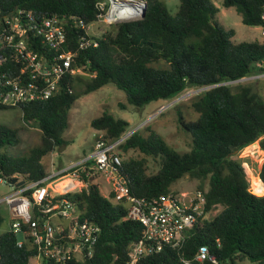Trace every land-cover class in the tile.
<instances>
[{"label":"trees","instance_id":"obj_1","mask_svg":"<svg viewBox=\"0 0 264 264\" xmlns=\"http://www.w3.org/2000/svg\"><path fill=\"white\" fill-rule=\"evenodd\" d=\"M100 1L0 0V16L19 8L38 17L74 15L89 24L98 20ZM222 4L234 7L244 24L264 29V0H222ZM217 12L212 0H180L175 15L163 1L147 0L144 16L113 24L97 39L96 47L79 50L74 67L82 71L69 74L59 93L21 107L24 122L41 131V144L18 158L0 152V176L26 182L46 176L44 160L66 144L64 133L76 100L106 84L123 90L128 103L138 109L152 101L173 99L189 88H205L192 101L197 119L186 121L179 115L180 126L192 137L188 151L176 150L155 131L148 136L134 131L119 148L121 171L130 194L146 199L177 193L172 186L186 176L197 179L196 190L205 194L206 210L219 205L222 209L198 223L181 248L165 246L136 264H184L182 259H193L203 244L218 264L243 260L264 264V194L257 195L250 188L249 159L235 157L264 135V93L257 83L241 81L264 73V40L234 42V29H225ZM84 33L72 22L67 25L69 50L78 49ZM84 73L90 78L84 91L74 92ZM91 126L115 139L126 133L130 122L106 109ZM17 135L16 129L1 124L0 149L16 145ZM260 146L264 152L263 139ZM131 149L146 157L123 159V152ZM147 157L159 159L157 172H147ZM258 176L264 185V163ZM68 196L101 230L94 255L86 263H127L130 245L143 237V225L127 218V205L113 201V193L103 195L91 180L88 187ZM18 240L12 231L0 233V264H30L36 249L29 243L19 247Z\"/></svg>","mask_w":264,"mask_h":264},{"label":"built area","instance_id":"obj_2","mask_svg":"<svg viewBox=\"0 0 264 264\" xmlns=\"http://www.w3.org/2000/svg\"><path fill=\"white\" fill-rule=\"evenodd\" d=\"M97 6L98 20L89 24L74 15L38 17L19 8L0 16V109H21L25 104L55 96L69 74L82 71L74 67L79 50L96 47L97 39L113 24L141 18L147 0H101ZM71 22L85 30L77 50H69L66 42L67 25ZM91 24L98 28L91 30ZM99 132L89 155L64 167H52L42 179L23 180L24 184L18 186L0 176V186L10 188L9 193L0 194V207L7 206L12 220L8 231L23 236L18 240L19 247L29 243L36 249L30 260L34 264H87L93 257L100 227L85 217L84 208L68 194L88 187L98 174L109 181L112 200L127 205V218L143 225V237L130 245L125 264H136L165 246L181 248L191 230L202 220L210 219L211 210H206V197L201 190L168 193L153 199L131 195L122 175L119 153L130 133L113 139L106 137L104 131ZM260 138L264 140V135ZM182 261L218 264L206 244L198 247L193 259Z\"/></svg>","mask_w":264,"mask_h":264},{"label":"rangeland","instance_id":"obj_3","mask_svg":"<svg viewBox=\"0 0 264 264\" xmlns=\"http://www.w3.org/2000/svg\"><path fill=\"white\" fill-rule=\"evenodd\" d=\"M161 1L166 4L170 14H176L180 0ZM212 2L218 8L216 17L219 23L227 30L234 29L235 35L232 39L234 42L264 40V30L261 26L244 24L237 10L234 7L223 6L222 0H212ZM97 28V24H91V30H96ZM258 76L243 78L241 81L245 84L257 83V89L259 88L264 93V76ZM89 79V75L84 73L81 80L75 83L74 92H83ZM204 90L205 88H189L173 99L152 101L141 109L129 104L126 93L112 83L106 84L89 94L81 95L70 110V125L64 133L66 144L55 149L48 158H45L44 164L48 171H51L52 167H64L89 155L93 149L95 139L100 133V130H96L91 126V122L106 109L115 117L124 118L130 122L126 134L141 131L144 136H148L152 131H155L176 150L180 152L188 151L191 147L192 137L180 126L179 115L182 114L186 121L196 120L199 114L193 109L192 101L198 93ZM120 104H123L125 108H121ZM1 124L16 129L18 134L17 144L1 148V153L7 154L12 158L23 157L28 155L32 148L41 144V131L34 124L24 122L20 108L0 109ZM260 141L261 138L240 152L235 153L237 154L235 157L241 160L249 159L251 171H249L247 178L250 182L251 190L257 195L264 194V185L260 182L258 176V171L264 163V152L261 150ZM144 156L143 153L136 149H131L122 154L123 159H140ZM147 159V172L149 174L157 172L161 166L159 159L155 160L151 157H147ZM91 181L98 185L103 195L109 197L111 187L104 175H95ZM58 183L59 181H56L55 185ZM199 184V180L186 176L178 180L172 186V190L179 193L194 191ZM203 186L207 188L208 182L203 183ZM9 192L10 188L8 185L0 186V194ZM221 209L222 206L219 205L211 210L210 218L218 214ZM0 214L3 216V221L0 223L1 233L11 228L12 220L5 204L1 205ZM19 238L22 239L23 236L20 234ZM31 264H34V261ZM237 264L258 263L243 260Z\"/></svg>","mask_w":264,"mask_h":264},{"label":"water","instance_id":"obj_4","mask_svg":"<svg viewBox=\"0 0 264 264\" xmlns=\"http://www.w3.org/2000/svg\"><path fill=\"white\" fill-rule=\"evenodd\" d=\"M145 12H146V11H145ZM145 12H144L143 16L145 15ZM8 181H9L10 183H12V184H16V185H18V186L24 184V181H23V180L18 181L16 178L8 179Z\"/></svg>","mask_w":264,"mask_h":264},{"label":"crops","instance_id":"obj_5","mask_svg":"<svg viewBox=\"0 0 264 264\" xmlns=\"http://www.w3.org/2000/svg\"><path fill=\"white\" fill-rule=\"evenodd\" d=\"M47 169V168H46ZM110 195H111V192H110ZM110 195H109V197H110ZM32 263V261H30V264Z\"/></svg>","mask_w":264,"mask_h":264}]
</instances>
